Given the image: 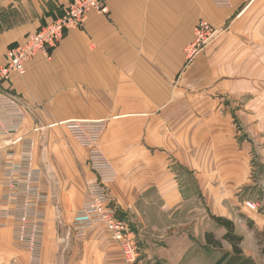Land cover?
<instances>
[{"label":"crops","instance_id":"crops-1","mask_svg":"<svg viewBox=\"0 0 264 264\" xmlns=\"http://www.w3.org/2000/svg\"><path fill=\"white\" fill-rule=\"evenodd\" d=\"M71 1L0 0V66L7 47L60 16ZM104 5L106 14L89 12L49 59L35 56L22 74L0 81L25 110L21 133L60 127L67 136L49 139L41 156L34 149L46 196L39 264H125L103 224H94L82 238L71 229L94 175L86 149L59 124L86 119L106 120L99 147L117 171L108 195L119 219L137 233L134 264H218L222 252H230L222 235L213 239L225 246L214 247L206 232L198 233L196 219L170 218L202 210L210 225L213 216L232 220L246 211L236 194L245 184L248 151L244 143L238 148L231 124L220 129L214 122L211 105L206 110L198 104L196 65L186 62L183 50L199 21L218 29L206 46L208 67L218 66L221 77L236 73L241 84L236 98L243 100L246 91L253 107L264 92L259 88L264 84V0H238L231 8L211 0H105ZM229 67L235 72L224 74ZM245 82L250 83L246 90ZM239 113L245 114L242 103ZM257 113L255 108L247 114L253 127ZM0 232L10 235L8 229ZM21 253L22 261L15 258L14 264H27Z\"/></svg>","mask_w":264,"mask_h":264},{"label":"built area","instance_id":"built-area-1","mask_svg":"<svg viewBox=\"0 0 264 264\" xmlns=\"http://www.w3.org/2000/svg\"><path fill=\"white\" fill-rule=\"evenodd\" d=\"M105 0H72L63 13L34 32L22 42L6 49L5 64L0 66V81L8 82L11 74H22L25 64L38 55L49 59L51 52L68 30L81 28L87 14H106ZM219 8H231L238 0H211ZM193 40L184 47L186 62L192 61L214 38L215 30L205 21L193 29ZM26 113L20 101L0 88V229H8L11 239L26 253L30 264L40 263L46 196L41 189L40 171L34 166L35 133L23 134ZM70 137L86 149V162L94 180L85 186L86 199L72 218L71 229L82 238L88 228L103 224L112 240L117 242L125 264L138 258V243L132 228L116 217L109 206L108 187L117 171L99 147L106 120H69L60 123ZM254 211V203L245 202Z\"/></svg>","mask_w":264,"mask_h":264},{"label":"rangeland","instance_id":"rangeland-1","mask_svg":"<svg viewBox=\"0 0 264 264\" xmlns=\"http://www.w3.org/2000/svg\"><path fill=\"white\" fill-rule=\"evenodd\" d=\"M213 29L215 30L214 37L216 38V31H218V29L216 30L215 27H213ZM215 38H213L208 44H210ZM204 48L192 61H190L192 64L196 65V100L198 104L204 103L202 108H206V110L207 107L211 105L212 117L215 118L214 122L218 123L220 129L224 128L226 123L231 124L232 127H234V136L235 140L237 141L238 148L242 143H244L248 151V159L246 161L247 166L245 168V184L238 188L236 194L240 206L246 209V211L238 213L232 218V221L235 225L236 234L242 236V238L245 240L241 243V246L245 248L247 253L244 254L246 258H234L230 260L228 264H264L257 261L258 259L255 258L257 253L260 255V259L263 258L260 253L262 248L261 240H263V237L260 235L264 233V222L262 221V219H264V92L261 94L262 92L259 90V88L264 91V84H261V86L259 85L260 87L258 90L260 91L261 95L259 98L257 97L254 106L250 107L249 105L251 103V95H248L246 91L243 100H241L240 97L236 98L237 92H240L241 89L239 88V85L241 84L237 82L235 77L236 73L235 75H228V77H221L220 68L218 66L216 68L208 67L210 49L209 47H206L205 49ZM216 58L218 60V55ZM225 70H228L229 72H235V68L229 67L224 68V74ZM248 85H250V83H244V90L247 89ZM7 91H9L8 88ZM12 95L15 96L14 94ZM241 103L242 106H244L245 114L243 116L239 113ZM219 108L220 110H218ZM255 108H257L258 113L256 114L257 119L256 121L254 120L255 124L253 127L251 125V119L247 114L248 112H251L252 109L255 110ZM255 128L260 130L253 132ZM65 138L67 139V136L64 130L60 127L50 129L47 132L46 130L44 131L38 129V132L35 133L34 144L39 148L41 156L45 149V144L49 139L65 140ZM35 146L34 149H36ZM180 175L186 181V184H188L189 180L186 175V171L181 167ZM108 202L116 217L119 219L111 205L110 198ZM245 202L254 203L256 205L255 210L251 211L247 209L244 204ZM186 207L187 206H185V208ZM177 213H175L170 219L178 220L179 217L186 218L189 221L196 219L201 225L198 233L211 232L215 237H218L224 232L221 228H218L213 223V221L210 225L207 224V218L205 221L203 220L204 215L202 210L193 211L189 215L186 213V211L180 212L178 214ZM165 215L167 216L166 213ZM166 221H168V219H165V224H167ZM178 228L179 225L175 226V232H178ZM132 230L137 240V233L133 228ZM0 237L2 238L0 242V264H14L15 258L21 260L22 258L18 254L23 253L19 251L20 249L18 245L11 239L8 232H0ZM223 246H225V243H223ZM26 263L30 264L29 260H26Z\"/></svg>","mask_w":264,"mask_h":264},{"label":"trees","instance_id":"trees-1","mask_svg":"<svg viewBox=\"0 0 264 264\" xmlns=\"http://www.w3.org/2000/svg\"><path fill=\"white\" fill-rule=\"evenodd\" d=\"M213 223L218 227L221 228L224 232L221 237V241H224L227 245L230 246V252H222V256L220 260L217 262L218 264L223 263L228 257L233 258H240L243 255L242 249H241V243H242V237L236 234L235 231V225L232 220H229L224 217H212ZM205 236L210 238V241L207 242L211 244L214 247H221L222 242L220 240H214V234L211 232H206ZM263 237V240H261L262 248L260 250L261 255L264 257V233L260 235Z\"/></svg>","mask_w":264,"mask_h":264},{"label":"bare ground","instance_id":"bare-ground-1","mask_svg":"<svg viewBox=\"0 0 264 264\" xmlns=\"http://www.w3.org/2000/svg\"><path fill=\"white\" fill-rule=\"evenodd\" d=\"M115 166V165H114Z\"/></svg>","mask_w":264,"mask_h":264}]
</instances>
